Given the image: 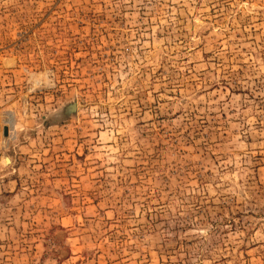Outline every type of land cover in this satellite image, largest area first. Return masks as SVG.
<instances>
[{
  "label": "rangeland",
  "instance_id": "obj_1",
  "mask_svg": "<svg viewBox=\"0 0 264 264\" xmlns=\"http://www.w3.org/2000/svg\"><path fill=\"white\" fill-rule=\"evenodd\" d=\"M0 264H264V0H0Z\"/></svg>",
  "mask_w": 264,
  "mask_h": 264
}]
</instances>
